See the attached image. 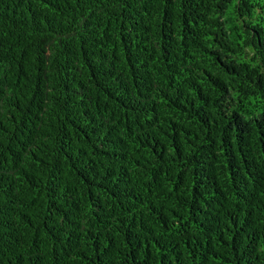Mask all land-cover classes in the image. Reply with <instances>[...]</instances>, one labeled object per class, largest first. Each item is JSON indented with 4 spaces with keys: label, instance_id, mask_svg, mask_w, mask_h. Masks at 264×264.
Listing matches in <instances>:
<instances>
[{
    "label": "trees",
    "instance_id": "trees-1",
    "mask_svg": "<svg viewBox=\"0 0 264 264\" xmlns=\"http://www.w3.org/2000/svg\"><path fill=\"white\" fill-rule=\"evenodd\" d=\"M0 264H264V0H0Z\"/></svg>",
    "mask_w": 264,
    "mask_h": 264
}]
</instances>
